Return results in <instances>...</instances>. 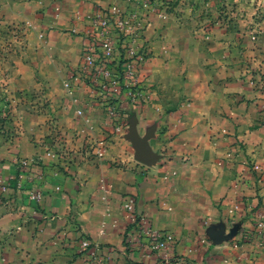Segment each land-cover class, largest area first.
<instances>
[{
	"label": "crops",
	"instance_id": "obj_1",
	"mask_svg": "<svg viewBox=\"0 0 264 264\" xmlns=\"http://www.w3.org/2000/svg\"><path fill=\"white\" fill-rule=\"evenodd\" d=\"M109 4L130 13L134 3L0 0L6 21L23 22V36L5 59L9 89L39 92L47 101L40 108L35 98L29 111L20 110L19 136L0 152V177L10 184L0 191V264H89L82 238L99 244L104 264H172L158 253L126 250L129 199L153 230L171 235L172 252L187 264H264V246L214 245L206 234L218 225L228 233L244 221L248 205L264 201V87L222 46L214 50L177 34L167 44L165 28L148 22V31L159 33L146 36L150 52L139 71L149 96L140 105L123 102L140 135L153 128L148 141L160 157L151 166L136 162L134 150L118 143L124 135L112 133L100 105L73 76L95 8ZM49 116L65 138L64 157L53 160L61 169L45 155L56 133ZM109 134L104 154L87 157L86 140ZM19 158L37 161L17 188ZM32 188L41 192L39 202L28 199Z\"/></svg>",
	"mask_w": 264,
	"mask_h": 264
},
{
	"label": "rangeland",
	"instance_id": "obj_2",
	"mask_svg": "<svg viewBox=\"0 0 264 264\" xmlns=\"http://www.w3.org/2000/svg\"><path fill=\"white\" fill-rule=\"evenodd\" d=\"M131 2L134 4L130 5L132 9L130 13H134L136 17L146 22L145 27L142 28L141 39L144 42H147V35H151L152 33L153 36H157L159 34L157 28L152 27L151 29V26L150 31H148V22H153L157 26L162 25L165 28L163 35L167 44L172 43L177 34L182 36L183 39L199 40L200 44H204L207 47L213 44L214 50H216L215 46L218 49L220 48L219 46H222L224 50L227 49L231 53L232 62L235 60L242 62L248 73L252 77L255 76V79L264 87V0H131ZM143 2L147 3L148 7H143ZM39 14H42V11L37 12V18L40 17ZM4 15L0 11V152L3 151L5 146L12 145L19 136V126L14 123V120L21 114L20 110L29 111L32 108L31 102L35 98H38V101L42 103L39 106L40 108L44 107V104L47 103L42 93L34 92L29 96H25L19 95V93L9 89L8 77L5 74L7 71L5 69L7 66L5 59L11 48H15L13 43L20 41L23 36V28L20 26L23 22L6 21ZM73 76H76V73ZM140 81L141 84L144 83L141 78ZM144 90H148L147 87H144ZM107 93H109L112 101L116 100V103H121L126 111L125 117L117 113L119 116L117 119L118 123L113 118L115 116L107 113V110L111 106H114L116 110L115 103L107 107L102 105L103 103H108L107 99H104L107 98ZM88 94L90 100L98 103L102 108V112L110 121L113 128L112 133L124 135L118 143L126 148L125 150L129 152L133 151L134 148L131 141L126 138L128 118L132 116L133 109L131 106L126 107V103L123 101L128 100V103L132 105H140L142 101L132 102L125 95L119 96L109 90H90L88 88ZM97 95H99V98ZM23 103L27 107L19 108L18 105L23 106ZM116 112L118 111L116 110ZM47 118L53 132L55 131L56 133L54 135L55 140L50 142L45 155L52 160L50 161V165L58 167L60 165H57L53 160H59V158L64 157L62 150L65 138L57 127L52 126L54 118L52 116ZM117 125H119L118 130H116ZM110 135L102 138H93L90 141L86 140L82 148L86 150L87 157L96 156L99 158L96 150L101 147L104 149V152L106 151L109 146ZM22 159L30 160L32 163L37 161L35 158H19L18 160ZM30 166L18 168L19 171L21 169L23 172L22 180H24V175ZM58 169L61 168L58 167ZM41 171H37L38 178L43 176V172ZM63 172L65 173L66 171ZM0 179L4 178L0 177ZM248 208L252 209L254 205L250 204ZM257 213L258 211L255 212V217ZM243 219L244 221H238V231H242L243 233L251 232L252 234L246 237V240L248 238L250 241L242 242V237L240 235L239 238L236 237V233L227 242L233 240L239 245H251L254 249L263 247L264 230L259 233L258 240L255 237L257 236V228H259V220L256 218L254 221L252 219V212L248 209H246L245 218Z\"/></svg>",
	"mask_w": 264,
	"mask_h": 264
},
{
	"label": "built area",
	"instance_id": "obj_3",
	"mask_svg": "<svg viewBox=\"0 0 264 264\" xmlns=\"http://www.w3.org/2000/svg\"><path fill=\"white\" fill-rule=\"evenodd\" d=\"M107 6L109 15L112 19L94 12L91 19V28L85 36L80 64L77 68L76 76L74 77L82 81L90 90L118 91L120 88L119 80L111 76L108 68L94 61V54L100 57L101 62L109 64L115 61L118 39L111 33L112 28H114L119 33L127 35V40L125 41L126 55L130 60L126 62L123 71L122 86L125 96L132 102L146 100L149 93L147 90H144L139 76L140 68L146 62L150 52L147 42L141 39L143 32L142 28L145 27L146 22L136 17L134 13H121L115 4H109ZM143 7H148V4L143 2ZM71 32L74 33L76 30L71 29ZM77 113L81 114V111H77ZM107 113L115 116L113 118L116 120L119 117L114 106H111V108L107 110ZM118 129L119 125L116 126V130ZM96 154L101 157L104 154V149L99 147L96 150ZM16 164L18 168H27L32 164V161L22 159L17 160ZM22 173L20 169L13 178L17 188H20L22 185ZM9 185L10 184L6 180L0 179L1 191H6ZM28 199L30 201L39 202L41 199V192L36 189L29 190ZM123 208L127 212L129 222L134 221L135 216H138V221L130 228L132 233H130L128 239L129 248H132V250L137 249L141 251L143 255L158 253L160 258L166 263H185V258L172 252L173 243L171 235L153 230L143 216L135 214L131 199L124 202ZM256 218L259 220V228H257L256 232L257 235H259V233L264 230V207L258 210ZM246 233L247 236L252 234L251 232ZM242 235L243 232L240 231V236ZM79 248L81 251L89 248V253L87 255L89 264H104L108 258L106 254L100 252L101 247L99 244L91 242L88 238H82L80 240Z\"/></svg>",
	"mask_w": 264,
	"mask_h": 264
},
{
	"label": "trees",
	"instance_id": "obj_4",
	"mask_svg": "<svg viewBox=\"0 0 264 264\" xmlns=\"http://www.w3.org/2000/svg\"><path fill=\"white\" fill-rule=\"evenodd\" d=\"M95 12L96 13H100L102 16L104 17H110L109 15V11H108V6L105 7V8H95ZM110 19H112L110 17ZM111 33L117 37L118 41H117V50H116V55H115V61H112L110 62L109 64H107L106 62H101L100 61V57L96 54H94V61L95 63H100L103 67H106L110 70V73H111V76L113 78H117L120 82V88L118 89L117 92H115L116 94H118L119 96H124L125 95V92L123 90V83H122V79H123V71H124V66L126 64V62L128 60H130V58L126 55V46H125V41L127 40V35L126 34H122V33H119L116 29L112 28L111 30ZM143 87L146 88V85L143 83L142 84ZM106 91V90H104ZM98 98H99V95H97ZM104 99H107L108 103H103L102 105L107 107V106H111V104H114L116 105V110L118 111V115L122 116V117H125L126 115V111L124 110V108L122 107V104L119 103V102H115L116 100H111V97L109 96V93H107V98H104ZM261 199H258L255 203H254V208L252 209H249L248 206L246 207L248 210H250L252 212V219L255 221L256 220V217H255V212L260 210L263 206H264V202L263 201H260ZM136 214V213H135ZM136 221H138V216H135V219L134 221L132 222H129L125 228V231H124V235H123V244L124 246L126 247V250L128 252L132 251V248H129L128 247V239L130 237V233H132L130 231V228L131 226H133ZM256 224V223H254ZM241 240L242 242H248L250 240H246V237H247V233H243V235L241 236ZM257 237L256 240H258V235L255 236ZM102 254H105L102 250L100 251ZM82 253L87 256L88 253H89V248H86L84 250H82ZM187 260L185 259V263L184 264H187Z\"/></svg>",
	"mask_w": 264,
	"mask_h": 264
},
{
	"label": "water",
	"instance_id": "obj_5",
	"mask_svg": "<svg viewBox=\"0 0 264 264\" xmlns=\"http://www.w3.org/2000/svg\"><path fill=\"white\" fill-rule=\"evenodd\" d=\"M153 135V128L149 129L144 135H140L137 131L134 117L128 118V132L126 138L131 141L134 148V160L142 165L151 166L155 164L160 157L149 145L148 140L153 137ZM238 227L239 224L236 223L229 229L228 233H225V227L223 225L210 226L206 230V234L212 244L217 245L232 238L237 233Z\"/></svg>",
	"mask_w": 264,
	"mask_h": 264
}]
</instances>
